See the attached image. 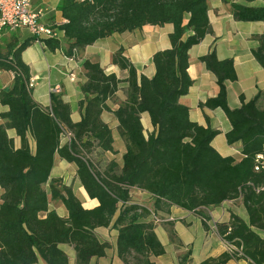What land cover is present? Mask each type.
Returning <instances> with one entry per match:
<instances>
[{"label":"trees","instance_id":"obj_1","mask_svg":"<svg viewBox=\"0 0 264 264\" xmlns=\"http://www.w3.org/2000/svg\"><path fill=\"white\" fill-rule=\"evenodd\" d=\"M208 0H59L62 40L68 42L66 55L114 34L139 30L143 26H172L169 48L151 57L154 74L140 76L122 56L120 48L112 63L126 70L125 80L106 75L97 63L82 64L85 82L78 102L81 120L73 123L70 107L60 97L50 96V106L32 99L28 88L29 68L22 52L34 38L12 44L0 54V70L13 75L8 89L0 91V264H69L61 245L75 253V264H89L103 258L108 245L95 231L111 225L117 232L116 256L123 264H153L150 256L164 250L152 226L142 221L148 211L131 203L135 189L149 194L155 202L196 213L207 228L205 209L240 198L248 223L230 214L227 223L216 226L221 239L237 250L225 252L202 264H224L230 259L264 264V174L254 171L255 158L264 154V109L258 106L260 93L240 107L230 109L225 82L236 81L231 59L218 60L214 47L199 61L216 80L217 95L200 103V109H220L230 124L225 134L228 145L241 144L240 161L221 157L211 146L219 134L208 125L191 122L188 109L179 99L188 93L192 80L187 74L188 52L209 33ZM228 5L237 22L262 23L264 0H220ZM257 3V4H255ZM251 50L264 71V39ZM60 39L46 40L49 52L60 48ZM122 83L126 99L112 111L108 102ZM103 112L113 115L117 133L124 143L121 166L111 159L103 169L94 162L96 153L115 156L112 129L102 122ZM146 113L154 131L143 133L140 115ZM14 131L19 147L8 131ZM70 139L62 143V137ZM58 157L76 168L75 177L98 205L84 209L72 187L50 178ZM48 186V190L45 187ZM58 201L66 217L50 210ZM189 252L179 264H186Z\"/></svg>","mask_w":264,"mask_h":264},{"label":"crops","instance_id":"obj_2","mask_svg":"<svg viewBox=\"0 0 264 264\" xmlns=\"http://www.w3.org/2000/svg\"><path fill=\"white\" fill-rule=\"evenodd\" d=\"M58 3L59 0H34L33 7L44 8L45 23L59 24L62 22V18L57 11ZM207 7L209 33L188 52L187 74L192 80V86L188 93L179 99V103L188 109L191 122L206 127L205 117H207L209 127L219 132L212 140L211 146L221 157H232L238 162L242 158L241 144L228 145L226 143L225 134L230 131L231 127L224 113L220 109L199 108L200 103L214 98L218 91L215 77L205 69L199 61V57L207 54L210 48L214 47L218 60H232L236 81L225 82L226 100L230 109L240 107V95L247 102L258 93H260L258 106L264 109V71L251 54V50L259 45L255 37L261 36L264 39V26L258 22L235 21L229 6L222 4L220 0H208ZM172 29L171 25L143 26L139 30L114 34L98 40L83 49L73 50L69 55H66L68 42L62 38L60 39V48L54 52H49L45 45L33 42L21 54L23 63L29 68L30 78L35 79L31 94L33 101L44 108L49 107L50 96L56 95L70 107L71 121L73 123L80 122L81 112L78 109V102L82 99L80 86L85 82L83 62L89 60L92 63H97L106 75L113 74L116 78L125 80L128 77L127 71L120 70L112 63L113 55L122 48V56L136 69L137 80L140 76L151 78L154 74V66L150 62L151 57L155 52L169 48L168 36ZM30 37L24 30L1 33L0 54L6 53L12 44L20 43ZM12 79L13 75L10 72L0 70V91L8 89ZM55 87L59 88V93H54ZM126 88L127 84L122 83L116 92L114 102H108L112 111L118 108V104L125 101ZM121 89L125 90V94L121 93ZM6 111L7 107L0 104V113ZM100 118L113 130V148L117 152L115 156L110 153L105 154L111 158L114 157L118 165L121 166V157L125 152V147L123 141L119 140L120 137L116 130L117 122L112 114L106 112H103ZM140 122L145 136L154 131L146 113L140 115ZM7 133L13 139L14 146L18 148L19 140L14 131L10 130ZM64 142L65 138L62 139V143ZM56 166L60 171L58 175H54ZM66 170L73 171L75 175L76 168L73 164L66 163L56 157L50 178L60 179L64 185L69 186L64 177ZM75 196L84 209H92L98 205L96 200L88 198L80 183ZM130 197L132 204L139 205L148 211V215L142 221L152 226L156 238L163 247L162 255L150 256L149 260L153 264H179L180 257L188 252L189 258L186 264H202L207 260L217 259L225 252H229L230 246L221 239L216 226L227 223L230 214H235L248 223V215L240 198L205 209L204 212L209 217L205 229L203 221L196 213L169 206L165 202L156 203L149 194L135 189L130 192ZM57 214L66 217V212L61 214L57 212ZM95 234L101 243L108 245V248L103 258H92L89 264H123L115 252L116 230L110 225L107 228L97 229ZM63 246L61 245L60 248L67 255L69 264H75L73 249ZM224 264H248V262L242 259H230Z\"/></svg>","mask_w":264,"mask_h":264},{"label":"built area","instance_id":"obj_3","mask_svg":"<svg viewBox=\"0 0 264 264\" xmlns=\"http://www.w3.org/2000/svg\"><path fill=\"white\" fill-rule=\"evenodd\" d=\"M34 0H0V34L5 31L15 32L26 31L35 43L44 45L46 40H59L63 33L58 29V23L47 24L44 22L45 11L41 8L33 7ZM34 78H30L28 88L33 89ZM55 87L54 93H59ZM65 142L69 141L70 135L64 136ZM254 171L264 174V154L255 158ZM236 251L230 247L229 252Z\"/></svg>","mask_w":264,"mask_h":264},{"label":"rangeland","instance_id":"obj_4","mask_svg":"<svg viewBox=\"0 0 264 264\" xmlns=\"http://www.w3.org/2000/svg\"><path fill=\"white\" fill-rule=\"evenodd\" d=\"M126 90H127V88H126ZM121 93L125 94V90L121 89ZM114 100L115 99H112L113 102H114ZM64 138L65 137L63 136L62 139L64 140ZM119 140H121V138ZM93 159H94V162H96L99 165V167L101 169H103L105 167V165L108 163V161H110L111 159H115V158L114 157L111 158V156H109L108 154L106 155V154L96 153V155L94 156ZM54 171H55L54 175H58L60 173L59 167L56 166ZM64 177L66 178L67 184L72 187L73 192L76 194L77 188L79 187V183L76 180L74 172L66 170V171H64ZM45 189L48 190V186H46ZM49 208L50 209H54L55 211H57L60 214L61 213H65L64 212L65 209L62 207L61 203L58 202V201L51 202L50 205H49ZM63 247H66V248H69V249L71 248V247L65 246V245Z\"/></svg>","mask_w":264,"mask_h":264}]
</instances>
